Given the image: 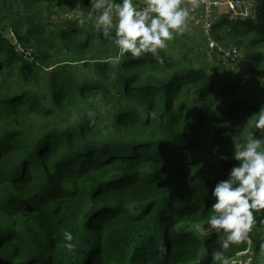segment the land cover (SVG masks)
<instances>
[{
	"label": "trees",
	"instance_id": "obj_1",
	"mask_svg": "<svg viewBox=\"0 0 264 264\" xmlns=\"http://www.w3.org/2000/svg\"><path fill=\"white\" fill-rule=\"evenodd\" d=\"M253 1L254 19L221 17L211 38L238 47L248 73L264 77V0ZM78 3L87 14L89 0ZM58 6L0 0L3 263L214 264L217 237L205 240L196 225L215 214L211 189L237 163L234 143L260 135L245 124L264 101L186 51L117 64V46L90 24L46 20ZM7 31L34 62L17 55ZM254 214L248 239L225 251L233 260L264 255V210Z\"/></svg>",
	"mask_w": 264,
	"mask_h": 264
},
{
	"label": "clouds",
	"instance_id": "obj_2",
	"mask_svg": "<svg viewBox=\"0 0 264 264\" xmlns=\"http://www.w3.org/2000/svg\"><path fill=\"white\" fill-rule=\"evenodd\" d=\"M89 3L87 14L77 11L76 22L80 26L90 24L117 46L114 58L117 64L129 54L133 59L148 56L158 59L160 51L187 30L189 19L199 6L198 0H191L190 7L185 0H143L142 3L89 0ZM88 115L92 117L94 113ZM245 125L255 128L260 135L249 131L243 143H234L232 159L237 163L229 169L227 178L217 181L211 189L214 200L211 208L215 214L206 223L196 225L205 240L213 234L217 237L219 247L211 252L214 264H234L225 251L248 239L257 223L254 213L264 210V105ZM220 159L226 161L228 157L221 155ZM62 237L65 249L74 253L72 232L64 230Z\"/></svg>",
	"mask_w": 264,
	"mask_h": 264
},
{
	"label": "rangeland",
	"instance_id": "obj_3",
	"mask_svg": "<svg viewBox=\"0 0 264 264\" xmlns=\"http://www.w3.org/2000/svg\"><path fill=\"white\" fill-rule=\"evenodd\" d=\"M78 2L79 0H58L59 6L56 10L45 15L46 20L56 21L65 18H75L77 11H79L80 3ZM137 2L141 3L139 0H137ZM185 4L190 7L191 0H185ZM198 4L199 8L195 9L192 13L187 30L182 35L176 36L175 39L169 42L167 49H165L166 53L178 57L181 55L182 51H186L194 60L196 67L203 66L214 78H224L231 82L236 80L245 81L246 79L243 84H239L241 91H243V95L255 96L264 101V77L248 73L245 62L241 60L239 64H231L222 54L209 47L208 40L201 29L203 6L200 2ZM8 35L9 32H7L5 36ZM0 221L10 222L4 219V216L1 214ZM12 222H18V220L12 219ZM3 262L0 256V264H4ZM234 264H264V255L254 256L252 252L248 251L240 253L234 258Z\"/></svg>",
	"mask_w": 264,
	"mask_h": 264
},
{
	"label": "built area",
	"instance_id": "obj_4",
	"mask_svg": "<svg viewBox=\"0 0 264 264\" xmlns=\"http://www.w3.org/2000/svg\"><path fill=\"white\" fill-rule=\"evenodd\" d=\"M199 2L203 6L201 29L208 40L209 47L222 54L231 64H239L241 57L240 50L236 46L224 48L213 41L211 38L212 27L221 17H225L229 22L254 19L257 4L253 0H198ZM7 32H9V35L5 36ZM7 32L4 34V37L13 46L17 55L22 57L26 62H34V51L29 48H23L14 34L11 31ZM244 82V80H241L240 84Z\"/></svg>",
	"mask_w": 264,
	"mask_h": 264
},
{
	"label": "crops",
	"instance_id": "obj_5",
	"mask_svg": "<svg viewBox=\"0 0 264 264\" xmlns=\"http://www.w3.org/2000/svg\"><path fill=\"white\" fill-rule=\"evenodd\" d=\"M139 1H141V3L143 2V0H139ZM198 8H199V6L196 9H198Z\"/></svg>",
	"mask_w": 264,
	"mask_h": 264
},
{
	"label": "water",
	"instance_id": "obj_6",
	"mask_svg": "<svg viewBox=\"0 0 264 264\" xmlns=\"http://www.w3.org/2000/svg\"><path fill=\"white\" fill-rule=\"evenodd\" d=\"M25 17H28V15H25Z\"/></svg>",
	"mask_w": 264,
	"mask_h": 264
}]
</instances>
